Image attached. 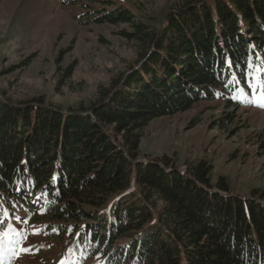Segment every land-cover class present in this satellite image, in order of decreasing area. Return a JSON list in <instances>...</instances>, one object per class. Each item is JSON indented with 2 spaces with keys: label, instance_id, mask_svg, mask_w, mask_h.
Returning <instances> with one entry per match:
<instances>
[{
  "label": "trees",
  "instance_id": "trees-1",
  "mask_svg": "<svg viewBox=\"0 0 264 264\" xmlns=\"http://www.w3.org/2000/svg\"><path fill=\"white\" fill-rule=\"evenodd\" d=\"M86 15L128 25L143 64L85 115L0 92V227L46 220L72 264H264V192L213 184L205 162L139 159L157 118L204 101L264 111V0H189L158 28L120 6Z\"/></svg>",
  "mask_w": 264,
  "mask_h": 264
},
{
  "label": "rangeland",
  "instance_id": "rangeland-1",
  "mask_svg": "<svg viewBox=\"0 0 264 264\" xmlns=\"http://www.w3.org/2000/svg\"><path fill=\"white\" fill-rule=\"evenodd\" d=\"M188 1L0 0V92L19 106L44 98L64 115H85L80 109L95 105L102 89L143 64H137L140 43L120 35L128 25L89 23L86 13L120 6L158 28L167 13ZM219 105L204 101L153 120L144 130L139 159L167 157L183 171L205 162L213 184L227 180L241 197L264 192V111ZM230 114L229 122L218 123ZM45 222L9 220L0 227V264H72L70 256L61 257L62 245L45 237Z\"/></svg>",
  "mask_w": 264,
  "mask_h": 264
},
{
  "label": "snow or ice",
  "instance_id": "snow-or-ice-1",
  "mask_svg": "<svg viewBox=\"0 0 264 264\" xmlns=\"http://www.w3.org/2000/svg\"><path fill=\"white\" fill-rule=\"evenodd\" d=\"M261 88L264 89V85H261ZM259 107H264V94L261 95L260 99L257 101ZM22 251H24L22 249Z\"/></svg>",
  "mask_w": 264,
  "mask_h": 264
}]
</instances>
